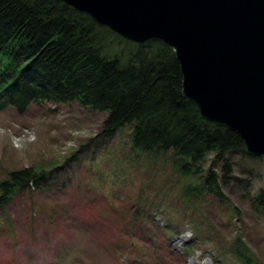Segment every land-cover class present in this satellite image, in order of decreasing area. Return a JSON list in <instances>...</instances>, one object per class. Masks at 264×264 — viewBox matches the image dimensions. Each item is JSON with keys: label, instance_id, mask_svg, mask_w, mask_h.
<instances>
[{"label": "rangeland", "instance_id": "obj_1", "mask_svg": "<svg viewBox=\"0 0 264 264\" xmlns=\"http://www.w3.org/2000/svg\"><path fill=\"white\" fill-rule=\"evenodd\" d=\"M105 116L76 101L33 103L23 114L0 107V179L15 168L54 164L45 183L16 191L0 209V264H228L214 261L211 247L237 234L264 264V218L249 208L239 181L223 188L237 214L205 205L200 215L191 212L177 198L184 182L170 161L129 157L130 127L101 136ZM231 160L252 193L262 188V157ZM205 215L216 230L203 228L186 254L192 219ZM157 227L178 233L166 242Z\"/></svg>", "mask_w": 264, "mask_h": 264}, {"label": "trees", "instance_id": "obj_2", "mask_svg": "<svg viewBox=\"0 0 264 264\" xmlns=\"http://www.w3.org/2000/svg\"><path fill=\"white\" fill-rule=\"evenodd\" d=\"M181 81L172 49L160 41L127 40L63 0H0L1 108L23 114L33 103L76 101L105 112L99 134L109 137L128 126L129 157L169 160L175 180L184 182L177 198L186 209L200 215L205 205L237 214L223 188L239 181L249 208L264 218L262 188L252 193L250 179H239L231 162L233 154L259 156L245 150L236 132L204 119L182 94ZM49 164L8 170L0 179V209L16 191L45 183L54 167ZM203 228L216 230L206 215L192 219L193 236L182 246L186 254ZM175 232L157 227L166 242ZM211 251L217 263L261 264L240 234L215 242Z\"/></svg>", "mask_w": 264, "mask_h": 264}, {"label": "water", "instance_id": "obj_3", "mask_svg": "<svg viewBox=\"0 0 264 264\" xmlns=\"http://www.w3.org/2000/svg\"><path fill=\"white\" fill-rule=\"evenodd\" d=\"M63 1L127 40L171 48L182 94L264 159V0Z\"/></svg>", "mask_w": 264, "mask_h": 264}, {"label": "bare ground", "instance_id": "obj_4", "mask_svg": "<svg viewBox=\"0 0 264 264\" xmlns=\"http://www.w3.org/2000/svg\"><path fill=\"white\" fill-rule=\"evenodd\" d=\"M35 189V187H33Z\"/></svg>", "mask_w": 264, "mask_h": 264}]
</instances>
